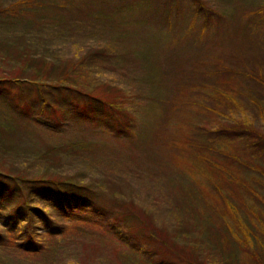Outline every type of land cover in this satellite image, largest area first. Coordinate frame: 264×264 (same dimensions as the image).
Instances as JSON below:
<instances>
[{"label": "rangeland", "instance_id": "obj_1", "mask_svg": "<svg viewBox=\"0 0 264 264\" xmlns=\"http://www.w3.org/2000/svg\"><path fill=\"white\" fill-rule=\"evenodd\" d=\"M65 1L0 0V79L11 80L0 82V171L27 180L74 177L91 190L84 198L93 206L77 205L85 223L71 224L50 203L35 206L38 213L21 207L29 214L20 219L13 209L23 200L0 198L8 207L1 215L18 226L0 222V264H264V0H201L203 7L198 0H76L63 8ZM128 2L131 12L116 10ZM99 8L114 20L96 24ZM98 45L104 60L82 62L74 86L101 83L106 97L123 96L117 112L59 89L50 106L31 99L40 87L30 75L47 73L38 59L77 65ZM226 94L239 108L218 99ZM124 113L133 121L128 131L115 116ZM244 115L251 132L222 130ZM224 153L230 171L253 167L237 173L236 187L217 181L231 214L219 208L210 177L195 173L201 158ZM220 173L213 178H230ZM9 188L13 181L0 178V191ZM43 189L57 194L34 188ZM232 214L245 225L249 249L227 226ZM134 219L140 224L132 229ZM27 226L35 242L21 255L7 247L15 234L6 231Z\"/></svg>", "mask_w": 264, "mask_h": 264}, {"label": "trees", "instance_id": "obj_2", "mask_svg": "<svg viewBox=\"0 0 264 264\" xmlns=\"http://www.w3.org/2000/svg\"><path fill=\"white\" fill-rule=\"evenodd\" d=\"M70 1H76V0H66L65 3L63 4V8H65L66 6V2H70ZM131 2H128L126 4H124L122 7L119 5V3H116L115 8L116 10H118V12H131L133 10ZM199 7H203V3H201V0H198L197 2ZM142 5V4H141ZM139 5V6H141ZM105 9H97L96 13L97 15L93 17V19H95L96 24H100L103 21H107V20H114V14L113 13H108V11H103ZM111 14V15H109ZM206 18H209L206 16ZM207 28H210L212 25V19L209 18V20L205 23ZM118 43L119 40H118ZM141 47V46H140ZM103 46H97L94 50H91V47H89L84 53V56H80L79 59V63L76 65L75 62H73V60H67L64 61V63H53L51 62L48 58H41L38 59V61H35L37 63L42 62L41 65L45 66V71H47V73H42L38 71L33 74L30 75L31 76V86H36V87H40V92H35L34 94L37 95V98H35L34 94H31V99L34 100L37 103H43V104H48L49 106L51 105V97H50V93L57 90H62V91H66V93H68V91L72 94H74L73 96L76 97L77 99H90L92 101L93 104L98 106V109H104L107 111H115L117 112L119 110V106L122 107L121 103L123 102V96H117L115 94H112V97L108 96L107 93V97H106V93L102 94L103 92H105L103 90V88L101 87L102 84L98 83V84H92L89 82L84 81L81 82V84L84 85V87L82 86H74L76 83V73L79 69V65H82L84 61L89 62L90 66H94L93 63H95L96 61H100V60H104L103 56H105L104 51L103 50ZM115 51H118L120 48L118 46H114ZM142 50V49H141ZM115 52V57H117L119 60H121L124 56V54L122 53V51L119 52V54ZM40 60V61H39ZM168 61H170L168 59ZM37 66L33 67L36 68ZM41 70V68H40ZM230 72H233L232 69H228ZM10 78H2L0 79V82H8L11 81L9 80ZM259 79V78H258ZM15 80L14 83L16 84H20L19 82H22L26 79H12ZM259 82L262 83V85H264V80L259 79ZM80 84V83H79ZM105 84V83H104ZM230 89L228 90H232L234 89L236 86H229ZM34 88V87H31ZM227 90V91H228ZM119 95V94H118ZM232 95V94H231ZM230 94H226L225 97H223V99L220 97L218 98L219 100H223L226 101L230 104V107L232 106H238V104H235L233 99V95L231 96ZM211 99H214L213 97H211ZM33 102V101H31ZM207 102V101H206ZM62 104H66V99L64 102H62ZM202 103H199V106H201ZM58 107V106H57ZM229 107V108H230ZM209 108V107H207ZM241 109V108H240ZM230 110H235V108H230ZM229 110V111H230ZM89 112H93V115L90 117L92 119V121L95 120V118H97V116H95V114H97V110L90 108L88 110ZM87 113L83 116L86 117L89 113ZM72 116H74V114H71ZM117 118H119L123 124L124 127L128 126V128L126 129V131H128L130 128H132L133 125V121L130 117V115H128L127 113L124 114H116L115 115ZM71 117V116H70ZM99 116H98V120H99ZM127 118L128 121L122 120V119ZM244 119L240 124H235V126H233L232 128L229 129H222L225 132H230V133H234L237 134V137H240V135H246V133L251 132V122L248 119L247 115H244L243 117ZM69 119V118H68ZM67 123V122H66ZM246 126V127H245ZM123 127V126H122ZM239 127V130L238 128ZM125 131H121L119 130L120 134H123ZM221 132V130L219 131ZM258 135V134H257ZM247 146V145H246ZM245 146V147H246ZM47 156L49 157L51 155V153H46ZM45 154V156H46ZM227 154L224 153L223 155H221V157H216L213 158L211 161L205 160L203 158H201V162L202 165L199 164V166L195 167V173H199V172H203L204 171V176L206 177H210V179L208 180V182H212L215 185V188L218 190V194L221 196V198L223 199V202H219V198L217 199V202H219V208L224 207L225 206V210H229V213L231 214V211H235L234 208V204L233 202H231L225 195H221V189L219 188V185H217V181H222L225 180V184L228 183V185H234L235 182L237 183L235 185L238 186L239 185V174H237L238 172H242V170H253L252 166H247V164L245 163L244 168H240L239 171L237 172H233L230 171V169L228 168L229 165V161L227 159ZM202 168H205L204 170ZM238 168H236L237 170ZM258 169V168H256ZM254 169V170H256ZM259 170V169H258ZM229 172L230 173V178L229 179H225L227 178L226 176H224V179H215L213 178V174L218 175H222V173L220 172ZM226 173V174H229ZM234 175H236L234 177ZM0 178L1 179H5V180H12L13 181V185L15 184V188L14 190L12 188L9 189H4L2 192L0 191V198H15L16 196L19 197L20 200H23V202L21 203H17L14 206L13 209V213L14 215H17V213L19 214L18 218H26L27 219V215L29 214L28 212H25L23 210H20L21 207H25V206H30L31 209L29 210L30 213L32 212H36L38 213V210H36L35 206H45L47 203H50L51 205H53V207L55 208L54 210L60 214L63 215V219L66 221H69L71 224H81V223H85V221H83L82 216H80L79 214H77L75 212V210L78 209L77 205H80V207L82 209H86L88 208L87 205H91V203L87 200H85V196H87V194H89V192L91 190H89V187L83 184H80L76 181V179L74 177H66L65 179L62 178L61 176H57V179L54 178H44V179H39V180H27V179H22L20 177H16L14 178L13 176H5L4 173H2L0 171ZM31 183H33V188ZM240 183H242V181H240ZM38 184L43 187H53V192L57 193L56 195H54V193L50 192L49 190L46 191L45 189L44 192L42 193V191H35L34 188H36V186H38ZM245 185V184H243ZM235 187L231 188V190L235 189ZM12 192H14V195L12 194ZM71 192L73 194H76L77 196H79V200H67V195L69 193V195L71 194ZM88 192V193H87ZM13 195V196H12ZM58 195V197H57ZM25 202V203H24ZM3 201L0 200V222H2V227L4 229V227L8 226L9 224H13L15 226V228H17V223L12 220V217H3L5 216V211L8 209V207H4L2 205ZM43 204V205H41ZM77 206V207H76ZM93 206V204L91 205ZM218 208V209H219ZM48 210V208L46 209V211ZM217 211V209H215ZM3 214V216L1 215ZM232 217V226H230L229 224H227L229 230L231 233H233L235 240L237 242H239V244H241V246H244L245 249H249L246 247H249V244H246V240L248 239L247 235V230L244 224H241L238 222L237 218L232 214L230 215ZM41 217H43L41 215ZM20 218V219H21ZM43 219V218H41ZM31 222L30 220L28 221L29 225ZM140 224L138 221H136L135 219L131 221L129 227L133 229V225L132 224ZM7 229V227H6ZM27 229V230H26ZM24 229L21 233L18 229H14L13 231H6L7 233H14L15 236L11 237L10 239H8V244L7 247L8 248H12L14 249L17 253L23 255V254H27L30 255L31 254V243L35 242V237H33V235L31 234V226H27V228ZM135 230V229H134ZM54 234H56V232H54ZM156 236V235H155ZM4 240L3 237V233H0V243ZM34 240V241H33Z\"/></svg>", "mask_w": 264, "mask_h": 264}]
</instances>
